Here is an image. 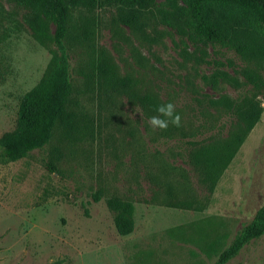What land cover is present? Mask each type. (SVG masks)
<instances>
[{
  "label": "rangeland",
  "instance_id": "374dc122",
  "mask_svg": "<svg viewBox=\"0 0 264 264\" xmlns=\"http://www.w3.org/2000/svg\"><path fill=\"white\" fill-rule=\"evenodd\" d=\"M66 2L74 126L55 122L42 147L0 160V264L213 263L264 204V58L245 62L192 39L187 0H156L147 9ZM205 6L264 45V28L247 9ZM36 28L27 7L0 0V134L14 127L20 97L56 52ZM52 29L47 23L45 33ZM101 59L132 85L108 84L97 71ZM243 68L258 75L257 86ZM143 94L157 105L172 102L179 125L154 128L149 117L162 114L139 103ZM250 107L259 117L247 129L241 114ZM237 133L243 140L211 189L196 155ZM111 195L134 205L127 235L115 230L105 204ZM224 264H264V233Z\"/></svg>",
  "mask_w": 264,
  "mask_h": 264
},
{
  "label": "trees",
  "instance_id": "16d2710c",
  "mask_svg": "<svg viewBox=\"0 0 264 264\" xmlns=\"http://www.w3.org/2000/svg\"><path fill=\"white\" fill-rule=\"evenodd\" d=\"M128 7L147 9L156 0H118ZM210 0H187L185 16L190 22L191 38L202 40L218 48L232 50L241 60L249 62L258 57L264 58V45L256 37L246 34L243 29L230 25L224 18L211 17L205 6ZM237 5L247 9L254 23L264 28V0H213ZM27 7L33 23L37 25L34 33L38 40L44 41L43 36L55 45L56 52L47 65L39 80L19 99L14 127L0 134V160H16L32 149L42 147L49 139L55 122L66 130L74 126L75 113L67 108V100L71 92L69 80V63L63 39L67 31L68 3L66 0H17ZM47 23L53 26L52 33L47 35ZM97 71L108 84L114 88L128 89L133 79L128 75L119 76L112 64L99 60ZM244 78L257 86L258 75L248 68H243ZM205 78V77H203ZM143 106L156 108L157 102L148 94L137 96ZM259 117V110L250 107L241 114V119L247 129H250ZM243 135L237 133L220 143H209L196 156H200L204 167L205 178L212 189L213 180L218 171L226 165L233 156L236 148L242 142ZM93 200H98L100 194L95 191ZM106 207L113 213V224L120 235L129 234L134 227V205L131 200L117 195L105 199ZM264 233V204L259 206L252 219L243 224L236 232L230 243L222 249L217 259L210 264H224L240 249L254 238Z\"/></svg>",
  "mask_w": 264,
  "mask_h": 264
},
{
  "label": "clouds",
  "instance_id": "9594fccd",
  "mask_svg": "<svg viewBox=\"0 0 264 264\" xmlns=\"http://www.w3.org/2000/svg\"><path fill=\"white\" fill-rule=\"evenodd\" d=\"M174 107L175 106L172 102L157 105L155 111L162 115L149 117V123L154 128L160 129L167 128L169 123L178 126L180 122V116L174 111Z\"/></svg>",
  "mask_w": 264,
  "mask_h": 264
}]
</instances>
